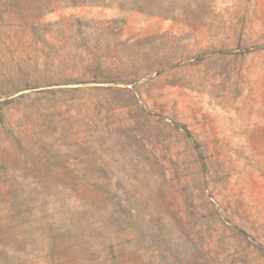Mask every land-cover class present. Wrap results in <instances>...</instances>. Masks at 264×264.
Instances as JSON below:
<instances>
[{
  "label": "rangeland",
  "instance_id": "rangeland-1",
  "mask_svg": "<svg viewBox=\"0 0 264 264\" xmlns=\"http://www.w3.org/2000/svg\"><path fill=\"white\" fill-rule=\"evenodd\" d=\"M56 1L0 0V264H264V0Z\"/></svg>",
  "mask_w": 264,
  "mask_h": 264
},
{
  "label": "trees",
  "instance_id": "trees-1",
  "mask_svg": "<svg viewBox=\"0 0 264 264\" xmlns=\"http://www.w3.org/2000/svg\"><path fill=\"white\" fill-rule=\"evenodd\" d=\"M69 4L86 3L90 5H112L117 4L119 8L130 7V9L137 11H145L154 14H176L175 9H169L171 5L170 0H134L133 3L125 0H64ZM56 2H60L57 0Z\"/></svg>",
  "mask_w": 264,
  "mask_h": 264
}]
</instances>
